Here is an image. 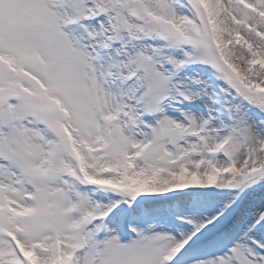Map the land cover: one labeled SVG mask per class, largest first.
I'll return each mask as SVG.
<instances>
[{
  "label": "snow or ice",
  "instance_id": "obj_1",
  "mask_svg": "<svg viewBox=\"0 0 264 264\" xmlns=\"http://www.w3.org/2000/svg\"><path fill=\"white\" fill-rule=\"evenodd\" d=\"M0 264H264V0H0Z\"/></svg>",
  "mask_w": 264,
  "mask_h": 264
}]
</instances>
